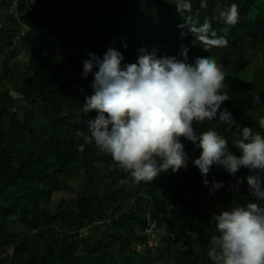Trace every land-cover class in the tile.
Wrapping results in <instances>:
<instances>
[{
	"label": "trees",
	"instance_id": "16d2710c",
	"mask_svg": "<svg viewBox=\"0 0 264 264\" xmlns=\"http://www.w3.org/2000/svg\"><path fill=\"white\" fill-rule=\"evenodd\" d=\"M12 1L0 0V13L6 12L0 22V264H212L213 216L249 202L264 207L246 179L238 184L249 170L233 177L213 166L205 186L191 163L201 149L181 138L191 158L186 168L152 182L121 183L126 173L110 155L94 143L77 150L84 142L76 131L87 134V120L96 115L80 111L94 79H83V62L87 53L103 58L109 48L120 51L124 63L134 62L141 48L182 59L186 47L189 62L209 56L231 73L221 110L241 128L264 131L258 125L264 118V0H206V6L204 0H42L45 14L30 16L21 4L19 20L8 14ZM232 3L239 22L227 33L228 45L197 38L205 21L224 35L217 10ZM21 53L29 57L23 67ZM255 57L261 63L251 70ZM193 126L197 133L218 131L240 154L232 146L236 126L218 120ZM213 182L224 187L210 192ZM59 194L66 198L50 210Z\"/></svg>",
	"mask_w": 264,
	"mask_h": 264
},
{
	"label": "clouds",
	"instance_id": "9594fccd",
	"mask_svg": "<svg viewBox=\"0 0 264 264\" xmlns=\"http://www.w3.org/2000/svg\"><path fill=\"white\" fill-rule=\"evenodd\" d=\"M184 6L188 5L184 3ZM206 6V0H204ZM225 25L224 35H216L207 21L196 29L198 37L209 46L226 47L227 33L239 22L238 5L217 10ZM83 62V79L94 77L92 94L85 97L80 111L95 112L87 120V134L77 130L83 144L94 143L98 152L110 155L126 173L123 184L152 182L161 173L178 172L191 159L181 138L201 149L199 158L191 159L208 185L207 175L213 166L222 167L229 175L246 168L245 179L250 194L264 202V131L239 127L231 112L221 110L229 96L221 89L225 73L209 56L189 62L188 49L182 46L180 57L160 56L154 49L138 50L132 63H124V55L109 48L103 58L87 53ZM66 114V113H65ZM215 121L238 128V138L229 149L228 140L218 131L197 133L194 121ZM264 130V118L258 121ZM224 187L213 182L211 191ZM238 190V189H237ZM215 234L209 242L208 256L212 264H264V207L255 202L227 208L213 216ZM193 240L197 234L192 233Z\"/></svg>",
	"mask_w": 264,
	"mask_h": 264
},
{
	"label": "built area",
	"instance_id": "2783aa9c",
	"mask_svg": "<svg viewBox=\"0 0 264 264\" xmlns=\"http://www.w3.org/2000/svg\"><path fill=\"white\" fill-rule=\"evenodd\" d=\"M42 0H13L8 9V14L14 17L16 20H19L20 15L18 14V10L20 5L23 4L24 8L28 15L39 17L46 13L45 6L41 2ZM27 28H24L26 30ZM24 36V33L21 34V37ZM20 39V37L18 38ZM153 232L150 231L149 235H152ZM150 246L153 247L155 242L153 238H150Z\"/></svg>",
	"mask_w": 264,
	"mask_h": 264
},
{
	"label": "rangeland",
	"instance_id": "374dc122",
	"mask_svg": "<svg viewBox=\"0 0 264 264\" xmlns=\"http://www.w3.org/2000/svg\"><path fill=\"white\" fill-rule=\"evenodd\" d=\"M19 60L21 61V65H20V66L23 67L24 65H26V64L28 63L29 57H28V55H24V54L21 53ZM260 63H261V59H260V58H258V57L252 58V59H251V64H252V65H251L250 69H251V70H256L258 64H260ZM0 69H1V65H0ZM223 70H226V71L229 72L228 69L223 68ZM226 71H224V73H225V82H226V80H227V77L229 78V76L231 75V73H229V75H228V72H226ZM249 74H250V71H247L246 74H244L243 76L240 77V79L243 80V79L245 78V76H249ZM227 75H228V76H227ZM225 82H224V84H225ZM15 96L18 97L17 95H15ZM43 127H44V124H41V125L39 126V131H41V129H42ZM64 198H66V196H65L64 194H59V195L55 196V197L53 198V202H52V204H51V206H50V210H55V209L58 207L59 202H60L61 200H63ZM159 232H160V231H159ZM159 235L161 236L162 233H161V232L158 233V236H159ZM160 236H159V237H160ZM159 237H158V242H160V238H159ZM136 250H137L138 252H140L142 249H141L140 246H136Z\"/></svg>",
	"mask_w": 264,
	"mask_h": 264
},
{
	"label": "crops",
	"instance_id": "0c3cea01",
	"mask_svg": "<svg viewBox=\"0 0 264 264\" xmlns=\"http://www.w3.org/2000/svg\"><path fill=\"white\" fill-rule=\"evenodd\" d=\"M6 16V12L5 10L1 11L0 13V22H2V20L4 19V17ZM24 30V29H23ZM24 32V31H23ZM16 47L18 48V45H16ZM1 65V63H0Z\"/></svg>",
	"mask_w": 264,
	"mask_h": 264
}]
</instances>
